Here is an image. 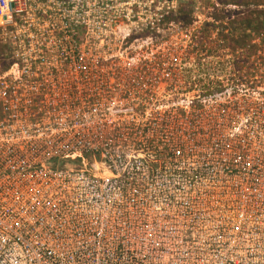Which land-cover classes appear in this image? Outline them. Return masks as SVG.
<instances>
[{
	"label": "built area",
	"instance_id": "1",
	"mask_svg": "<svg viewBox=\"0 0 264 264\" xmlns=\"http://www.w3.org/2000/svg\"><path fill=\"white\" fill-rule=\"evenodd\" d=\"M195 4L0 0V264H264V28Z\"/></svg>",
	"mask_w": 264,
	"mask_h": 264
},
{
	"label": "rangeland",
	"instance_id": "2",
	"mask_svg": "<svg viewBox=\"0 0 264 264\" xmlns=\"http://www.w3.org/2000/svg\"><path fill=\"white\" fill-rule=\"evenodd\" d=\"M172 1L174 2V4H178L179 6H182L186 3H196L195 4V9L194 12L196 13H201V14H210V13H220L222 14L223 12L227 13H232V14H246L248 16V22L249 27L251 28H259V27H263L264 28V5H262V0H256V4H249V2H251V0H238L239 3L237 5H233V6H229V7H225V5L221 4L220 2L222 0H169V3L171 4ZM260 2V3H259ZM217 3L218 5H215ZM216 8H218V11L215 10L213 7H208L210 5H212ZM227 10V11H225ZM178 14H179V9L177 10ZM187 13H180V18H182L183 21L185 22H190V14L186 15ZM254 19V21H252L250 19ZM259 23V26H258ZM256 24V25H254Z\"/></svg>",
	"mask_w": 264,
	"mask_h": 264
},
{
	"label": "trees",
	"instance_id": "3",
	"mask_svg": "<svg viewBox=\"0 0 264 264\" xmlns=\"http://www.w3.org/2000/svg\"><path fill=\"white\" fill-rule=\"evenodd\" d=\"M256 0H251V2H249V4H255V5H257L256 3ZM234 5H237L238 3H239V1L238 0H234L233 2H232ZM260 3V2H259ZM262 5H264V0H262ZM190 10H188L187 9V7H185V8H182L181 10H180V12L181 13H187V12H189ZM251 20V23H252V21H254V19H250Z\"/></svg>",
	"mask_w": 264,
	"mask_h": 264
}]
</instances>
